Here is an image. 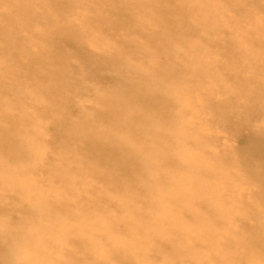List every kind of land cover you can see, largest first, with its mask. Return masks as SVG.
Returning a JSON list of instances; mask_svg holds the SVG:
<instances>
[{
  "label": "bare ground",
  "instance_id": "obj_1",
  "mask_svg": "<svg viewBox=\"0 0 264 264\" xmlns=\"http://www.w3.org/2000/svg\"><path fill=\"white\" fill-rule=\"evenodd\" d=\"M86 1L0 0V264H264V166L228 209L236 165L186 120L260 123L264 153V0Z\"/></svg>",
  "mask_w": 264,
  "mask_h": 264
},
{
  "label": "rangeland",
  "instance_id": "obj_2",
  "mask_svg": "<svg viewBox=\"0 0 264 264\" xmlns=\"http://www.w3.org/2000/svg\"><path fill=\"white\" fill-rule=\"evenodd\" d=\"M264 2V1H263ZM78 5H82L85 3H88L86 0H77ZM89 4V3H88ZM0 12L3 13V8L0 7ZM79 11H75L71 19L75 20L76 24L80 23L81 18L79 19ZM99 17V16H96ZM254 17H258L255 15ZM70 20V19H69ZM80 28L82 26L79 24ZM94 25L91 24V27ZM53 28H51L49 31H52ZM240 36V33H237ZM236 36V35H235ZM127 37V36H126ZM129 37V36H128ZM122 38H125V36H122ZM223 37L219 36L217 38V41L222 43ZM81 48L87 49L85 45L81 44L80 42L76 45ZM245 47H242V50L244 51ZM66 53L69 54V50L65 49ZM215 55H210L207 60H213ZM238 57V56H237ZM234 60V59H233ZM130 63L131 66L138 69L141 68V63L139 62V58L136 60H133ZM74 65H77L76 63ZM108 69V68H107ZM109 70V69H108ZM106 70L104 73H101L102 79L101 84L102 85H110V82L112 81L113 75L111 72ZM111 71V70H110ZM86 73L84 72V68H79V76L83 77ZM83 86H86L90 89L91 94L89 96L84 97L81 101L75 102V106L78 110H81V107H83L86 110H89L91 105L96 101L97 95L100 93L99 87L94 83H82ZM195 113V112H194ZM202 118L201 115L196 117V114L187 116L186 120L189 123H192L194 126L193 131L195 133H199L200 137L198 140H202L203 138H207L208 142L206 144V149L208 151V154L218 153L222 155V161L223 163H231L232 165H236L235 169H232L231 167H225V169L231 173L234 174L233 177L235 179V184L232 183L231 186L234 184V188L230 190H226L224 188H220L219 184L216 185L215 189L213 190V198L220 199L227 205V208L230 209L232 205L236 204L237 202H240L244 200L245 192L244 189L245 186H237L236 183H243L244 181L239 178V175H247L246 173H252L250 170H247L249 167L254 169L256 172L260 171L261 169H258L259 167L264 166V153L259 152L256 153L255 148L250 144V136L256 132V126H259L260 123L253 122L251 124V121L246 119L244 120L243 124L245 127L238 130V132H226L224 130H211L207 127L202 126L200 123V119ZM255 123V124H254ZM78 148V146H75V144L71 145V148H69L68 151L74 148ZM238 177V181H236V178ZM213 182V180L208 179L206 180L205 184L210 185ZM244 185V184H243ZM54 191L52 193L51 187H48L43 191V193L37 195L38 197L35 198L37 201H41L42 198H47L50 201H54ZM247 199V198H245ZM221 201V202H222ZM253 201V199L251 200ZM4 226H7L6 223H4ZM26 235H33L32 232L27 233ZM48 248V246H46ZM46 250V249H44ZM27 253V252H26ZM46 253V252H45ZM13 257L10 258V264H21L20 261L26 258V256H19L17 252L12 253ZM35 253L29 252L27 254V257H31ZM49 257V256H48ZM53 258H60L61 253L59 249H56L52 252L51 256ZM177 258V257H176ZM34 264H49L47 260L37 258L36 261H32Z\"/></svg>",
  "mask_w": 264,
  "mask_h": 264
}]
</instances>
